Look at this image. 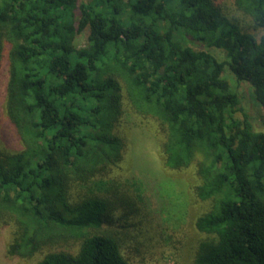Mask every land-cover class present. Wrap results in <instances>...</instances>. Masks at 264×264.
<instances>
[{
    "label": "trees",
    "instance_id": "16d2710c",
    "mask_svg": "<svg viewBox=\"0 0 264 264\" xmlns=\"http://www.w3.org/2000/svg\"><path fill=\"white\" fill-rule=\"evenodd\" d=\"M231 4L247 28L213 0H0L3 108L18 139L0 148L5 258L133 264L164 241L128 183L129 132L142 124L161 170L190 171L188 195L205 204L197 237L167 234V251L264 264V130L223 77L227 66L249 84L264 114V0ZM141 162L134 171L153 172ZM122 163L127 175H114Z\"/></svg>",
    "mask_w": 264,
    "mask_h": 264
},
{
    "label": "rangeland",
    "instance_id": "374dc122",
    "mask_svg": "<svg viewBox=\"0 0 264 264\" xmlns=\"http://www.w3.org/2000/svg\"><path fill=\"white\" fill-rule=\"evenodd\" d=\"M88 2L89 0H81ZM218 4L225 15L236 20L241 26L248 27L249 21L247 17L233 11L231 0H213ZM85 35L82 33L75 39L77 46L85 44ZM191 46L197 50H206L210 52L219 61L225 60L223 51L216 48H206L203 44L191 42ZM7 60L3 54L0 60V148L5 150H15L18 146V139L8 123L4 113V88L7 78ZM223 77L227 79L230 86L237 93L239 97V105L243 112H246L251 118L254 129L264 130V114L251 94V88L246 82L237 81L230 70L225 66L223 71ZM241 117V113L238 114ZM136 125L132 129V133L129 132V138L131 139L130 152L128 151V160L131 159L129 170L131 180L128 183L137 182L135 184L136 190L139 194H142L143 202L140 204L144 210L148 213L152 220L153 226L164 234V241L159 239L154 240V248L148 249L144 253L143 261L141 263L133 261V264H186L189 263L188 253L184 250V254L179 259L178 255L171 253L168 250V235L175 233L179 236V240H190L195 235V230L192 227L193 219L196 215L200 214L205 209V204L191 201V196L188 195L187 183H188V170L171 173L161 170V165L158 159L155 145L153 144L152 133H146L145 127L142 124ZM144 129H142V128ZM145 133L140 132L139 130ZM131 133V134H130ZM152 136H151V135ZM148 137L151 138L150 143ZM137 150L141 152H137ZM142 155V156H140ZM136 158L141 159V163L144 166L152 167L153 172H147L143 169L142 174L138 171H134L133 162ZM114 175H127V167L124 163L121 164V168H117ZM158 173V174H157ZM165 174V175H163ZM126 177V176H125ZM140 180V182L138 181ZM135 181V182H134ZM187 181V182H186ZM10 236V229L4 228L0 230V264H29L28 261L19 260L17 258L7 259L3 256L4 247L8 242ZM157 247L159 250H165L163 255L156 252ZM184 259V262H182Z\"/></svg>",
    "mask_w": 264,
    "mask_h": 264
}]
</instances>
